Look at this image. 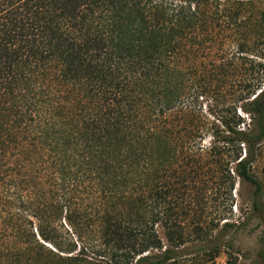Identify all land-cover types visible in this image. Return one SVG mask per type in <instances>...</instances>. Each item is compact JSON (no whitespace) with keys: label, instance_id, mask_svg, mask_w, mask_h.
Here are the masks:
<instances>
[{"label":"trees","instance_id":"1","mask_svg":"<svg viewBox=\"0 0 264 264\" xmlns=\"http://www.w3.org/2000/svg\"><path fill=\"white\" fill-rule=\"evenodd\" d=\"M207 1L0 0V247L17 264H180L192 233L207 236L185 228L189 183L206 174L198 98L232 76L192 63L209 49L193 8ZM257 65L216 128L230 191L236 179L261 189Z\"/></svg>","mask_w":264,"mask_h":264},{"label":"rangeland","instance_id":"2","mask_svg":"<svg viewBox=\"0 0 264 264\" xmlns=\"http://www.w3.org/2000/svg\"><path fill=\"white\" fill-rule=\"evenodd\" d=\"M194 7L205 14L208 27L206 45L209 49L207 55L201 56L195 48L192 63L195 68L205 65L209 68L210 63H214L218 68L230 71L232 76L228 75L221 88L213 83L215 88L211 94L198 98L202 114L210 124L202 140L205 163L202 166L206 174L196 178L197 182L189 183L190 215L185 228L188 238L194 226L203 228L207 236L193 235L194 231L179 247L180 255H186L179 262L226 264L229 258L231 264H264V139L255 148V160L250 167V175L261 186L259 192L251 183L238 179L230 191L225 166L220 165L222 163L212 149L219 118L229 117L228 106L246 93L243 91L246 75L258 71V63L264 64V0H208L201 5L195 2ZM197 36L204 35L195 31L196 39ZM256 76L253 84L258 74ZM242 104L236 103L235 112L242 122L238 127L249 130L250 119L240 110ZM175 168L179 173L181 163H177ZM29 216L32 217L31 214ZM32 220L31 232L35 233L36 220ZM214 247L218 249L213 256ZM16 252H6L4 245L0 247V264H17L19 257Z\"/></svg>","mask_w":264,"mask_h":264}]
</instances>
